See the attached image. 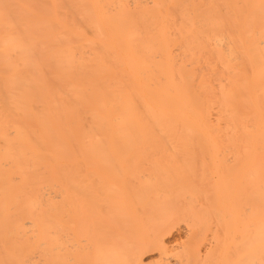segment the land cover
<instances>
[{"label": "bare ground", "instance_id": "obj_1", "mask_svg": "<svg viewBox=\"0 0 264 264\" xmlns=\"http://www.w3.org/2000/svg\"><path fill=\"white\" fill-rule=\"evenodd\" d=\"M131 1L0 0V264H264V0Z\"/></svg>", "mask_w": 264, "mask_h": 264}, {"label": "rangeland", "instance_id": "obj_2", "mask_svg": "<svg viewBox=\"0 0 264 264\" xmlns=\"http://www.w3.org/2000/svg\"><path fill=\"white\" fill-rule=\"evenodd\" d=\"M143 1H145V0H142V2ZM131 2H133V0L131 1ZM213 41V40H212ZM223 42V43H222ZM227 40H222L221 41V43L223 44H221V46H222V48L223 49H225L226 50V48H227ZM225 46V47H224ZM179 49V48H178ZM177 50V49H176ZM177 52H179V51H177ZM213 80H214V83H216L217 81H216V78H213ZM186 232V228H184V226L182 227V229H181V231H175V232H173V234H172V236L170 235L169 237H168V241H167V245L168 246H174V244H176V238H179V237H182L183 235H185L184 233ZM182 235V236H181ZM160 254V252H158V250H154V251H148V252H146L145 254H144V256L142 257V259H143V261H144V263L145 264H157V262H158V259L160 258L159 255ZM160 260V259H159ZM159 263V262H158ZM160 264V263H159Z\"/></svg>", "mask_w": 264, "mask_h": 264}]
</instances>
